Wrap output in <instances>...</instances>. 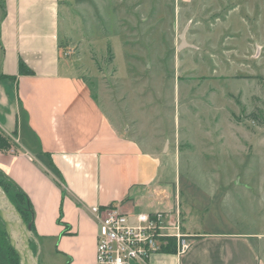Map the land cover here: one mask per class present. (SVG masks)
<instances>
[{"label": "rangeland", "instance_id": "1", "mask_svg": "<svg viewBox=\"0 0 264 264\" xmlns=\"http://www.w3.org/2000/svg\"><path fill=\"white\" fill-rule=\"evenodd\" d=\"M62 1L61 57L107 114L145 141L179 134L193 196L217 192L237 229L264 233V0ZM12 260L0 220V264ZM59 260L43 248L38 264Z\"/></svg>", "mask_w": 264, "mask_h": 264}, {"label": "crops", "instance_id": "2", "mask_svg": "<svg viewBox=\"0 0 264 264\" xmlns=\"http://www.w3.org/2000/svg\"><path fill=\"white\" fill-rule=\"evenodd\" d=\"M65 4L0 0V131L12 141L0 150V172L31 202L39 261L44 248L59 264H95L90 208L120 203L180 212L189 247L154 253L144 264H264V233L237 229L223 198L213 203L217 192L201 203L181 178L173 163L179 150L169 146L179 134L145 141L135 121L108 115L73 60L61 57ZM20 61L32 72L20 74Z\"/></svg>", "mask_w": 264, "mask_h": 264}, {"label": "built area", "instance_id": "3", "mask_svg": "<svg viewBox=\"0 0 264 264\" xmlns=\"http://www.w3.org/2000/svg\"><path fill=\"white\" fill-rule=\"evenodd\" d=\"M90 211L98 228L95 264H144L162 251L170 237L178 254L190 245L177 209L143 212L117 203L93 206Z\"/></svg>", "mask_w": 264, "mask_h": 264}, {"label": "water", "instance_id": "4", "mask_svg": "<svg viewBox=\"0 0 264 264\" xmlns=\"http://www.w3.org/2000/svg\"><path fill=\"white\" fill-rule=\"evenodd\" d=\"M185 44L183 36L180 47ZM0 220L3 223L9 245L19 257V264H38V251L34 253L31 241H35L31 222H26L6 192L0 188Z\"/></svg>", "mask_w": 264, "mask_h": 264}, {"label": "trees", "instance_id": "5", "mask_svg": "<svg viewBox=\"0 0 264 264\" xmlns=\"http://www.w3.org/2000/svg\"><path fill=\"white\" fill-rule=\"evenodd\" d=\"M18 67L20 74H29L32 72L22 61L19 62ZM10 147H12L11 139L9 138V136H7L2 131H0V150L5 151L8 150ZM0 188H2L6 192L10 201L15 205V207L20 212L24 220L26 222H31V227H33V223H32L33 210L28 196L15 183H13L1 172H0ZM192 238H198V236H194ZM162 251L165 252L175 251V239L172 237L168 238L167 244L165 247H163ZM10 252L14 260V261L12 260V264H19V257L16 254V252L11 248V246H10Z\"/></svg>", "mask_w": 264, "mask_h": 264}]
</instances>
